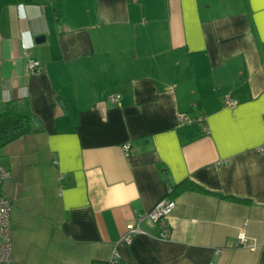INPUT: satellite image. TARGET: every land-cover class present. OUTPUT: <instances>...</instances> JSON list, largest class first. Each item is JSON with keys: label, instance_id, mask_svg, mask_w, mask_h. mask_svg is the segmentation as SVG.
Segmentation results:
<instances>
[{"label": "crops", "instance_id": "1", "mask_svg": "<svg viewBox=\"0 0 264 264\" xmlns=\"http://www.w3.org/2000/svg\"><path fill=\"white\" fill-rule=\"evenodd\" d=\"M17 98L41 122L0 155L11 264L107 261L165 198L168 236L141 221L120 264H264V0H0Z\"/></svg>", "mask_w": 264, "mask_h": 264}, {"label": "built area", "instance_id": "2", "mask_svg": "<svg viewBox=\"0 0 264 264\" xmlns=\"http://www.w3.org/2000/svg\"><path fill=\"white\" fill-rule=\"evenodd\" d=\"M29 73H35L38 71L37 62L29 60L27 64ZM119 95L110 94L107 99L110 102H117ZM223 104L228 107H232L237 103V100L232 96H224ZM198 121L201 123V119ZM130 144L128 142L122 144V150L125 155L129 154ZM10 177V172L4 166L0 165V264H11V233H10V202L2 193L3 182ZM175 203L174 200L165 198L161 200L152 211L138 215V217L126 227L125 233L120 237L117 242V246L128 244L132 236L142 233L143 230L140 227V222L143 220H149L157 224L159 228L158 236L160 238H166L169 234L168 215L173 209ZM237 245L253 248V244L249 242L248 237L243 231H240L237 237ZM116 248L113 249L106 264H119L120 253ZM219 250H216V252Z\"/></svg>", "mask_w": 264, "mask_h": 264}, {"label": "trees", "instance_id": "3", "mask_svg": "<svg viewBox=\"0 0 264 264\" xmlns=\"http://www.w3.org/2000/svg\"><path fill=\"white\" fill-rule=\"evenodd\" d=\"M40 122V118L30 109L26 99L17 98L0 101V155L4 146L32 132ZM186 190L209 192L194 181L184 179L174 184L169 193L170 195H176ZM224 197L238 201L244 200L232 196ZM91 264H106V261L93 260Z\"/></svg>", "mask_w": 264, "mask_h": 264}, {"label": "water", "instance_id": "4", "mask_svg": "<svg viewBox=\"0 0 264 264\" xmlns=\"http://www.w3.org/2000/svg\"><path fill=\"white\" fill-rule=\"evenodd\" d=\"M44 40V36H37L36 38H35V41L37 42V43H40V42H42Z\"/></svg>", "mask_w": 264, "mask_h": 264}]
</instances>
